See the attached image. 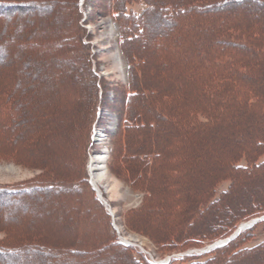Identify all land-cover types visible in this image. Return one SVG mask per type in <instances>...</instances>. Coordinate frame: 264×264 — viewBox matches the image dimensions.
<instances>
[{"label": "rangeland", "instance_id": "1", "mask_svg": "<svg viewBox=\"0 0 264 264\" xmlns=\"http://www.w3.org/2000/svg\"><path fill=\"white\" fill-rule=\"evenodd\" d=\"M0 5V264H264V0Z\"/></svg>", "mask_w": 264, "mask_h": 264}, {"label": "trees", "instance_id": "2", "mask_svg": "<svg viewBox=\"0 0 264 264\" xmlns=\"http://www.w3.org/2000/svg\"><path fill=\"white\" fill-rule=\"evenodd\" d=\"M238 1H241V0H238ZM1 6V5H0ZM147 7H148V9H146V8H142L140 11H136L135 9H128V12L129 13H126L125 14V16L126 17H129L128 19H132L133 18V25H131V27H129V28H126V30H128V32L130 31H133V32H139L138 34L137 33H135V36H134V38H136V39H138V38H140L142 41H146L147 39H146V37L148 38V36H149V32H148V24H146V15H147V12L148 11H151L152 9H154L155 8V6H154V8L153 7H151L150 5H148V3H147ZM133 10V11H132ZM158 10H164L165 12H166V14H164V19L161 21V22H163V24H162V26H164V27H166V31L168 32L169 31V29L170 28H173L174 27V23L173 22H171V20L169 19V18H172V16H173V12L175 11V10H177V9H175V8H173V6H171V5H165V7L164 8H161L160 7V5H159V9ZM185 10V9H184ZM183 10V8H181L180 9V12L178 11V17L179 16H182V15H184L183 13L185 12ZM187 11V10H186ZM132 12V13H131ZM4 13V12H3ZM3 13H0L1 15L3 14ZM146 14V15H145ZM155 28H153L154 30L153 31H155V33H156V31H158L159 30V32L160 31H162L163 29L161 28V26L160 25H155L154 26ZM168 29V30H167ZM174 29H175V27H174ZM138 30V31H137ZM142 33V34H141ZM154 33V34H155ZM156 35V34H155ZM163 34L160 32V36L161 37H163L162 36ZM145 38V39H144ZM132 40H133V38H132ZM240 167H243V165H240ZM252 229V228H251ZM258 244V243H257ZM231 246V244H228V245H226V246H223V247H221L220 249H224V248H228V247H230ZM256 247V244H254L253 246L252 245H248V246H246V247H244V248H241L239 251H241V252H243V251H247V250H250V249H254ZM45 252V254H47V251H44ZM49 254V253H48ZM215 259H217V257H207V258H205V260H203V261H200V259H194L193 261H191V263L193 264H198V263H202V264H205V263H208L209 261H213V260H215ZM147 264H151V263H147ZM168 264H176L174 261L173 262H169Z\"/></svg>", "mask_w": 264, "mask_h": 264}, {"label": "bare ground", "instance_id": "3", "mask_svg": "<svg viewBox=\"0 0 264 264\" xmlns=\"http://www.w3.org/2000/svg\"><path fill=\"white\" fill-rule=\"evenodd\" d=\"M213 17V16H212ZM236 17V16H235ZM135 47V46H134ZM52 88V87H51ZM54 90V89H53ZM62 90V89H61ZM61 93V92H60ZM53 105V104H52ZM53 146V145H52ZM105 157L106 156H100V157H98L97 158V160L98 161H101L99 164H98V166H96V168L99 170V173H97V174H95L94 172H93V170L91 171V173H92V179H93V182H94V184H96V187H97V185H98V182H99V180L101 179V178H103L104 177V175H106L107 174V171H106V167H105V165L103 164L104 163V159H105Z\"/></svg>", "mask_w": 264, "mask_h": 264}, {"label": "water", "instance_id": "4", "mask_svg": "<svg viewBox=\"0 0 264 264\" xmlns=\"http://www.w3.org/2000/svg\"><path fill=\"white\" fill-rule=\"evenodd\" d=\"M260 220H255L253 223H251L250 225H248V228H250V227H253L256 223H258ZM242 230H243V228H241ZM242 230H240V231H237L236 233H235V235L232 237V238H230V239H228L227 241H225V242H223V243H218V245L219 244H224V243H227V242H229L230 240H232L234 237H236L237 235H239L241 232H242ZM167 261H169V260H167Z\"/></svg>", "mask_w": 264, "mask_h": 264}]
</instances>
